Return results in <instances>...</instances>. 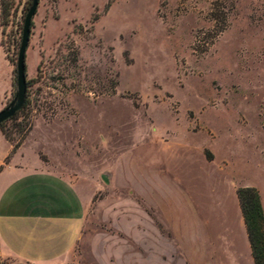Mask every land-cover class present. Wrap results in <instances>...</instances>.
<instances>
[{
  "label": "rangeland",
  "instance_id": "obj_1",
  "mask_svg": "<svg viewBox=\"0 0 264 264\" xmlns=\"http://www.w3.org/2000/svg\"><path fill=\"white\" fill-rule=\"evenodd\" d=\"M12 1L3 108L33 2ZM26 63L6 128L83 196L66 264H215L238 188L264 198V0H40Z\"/></svg>",
  "mask_w": 264,
  "mask_h": 264
},
{
  "label": "crops",
  "instance_id": "obj_2",
  "mask_svg": "<svg viewBox=\"0 0 264 264\" xmlns=\"http://www.w3.org/2000/svg\"><path fill=\"white\" fill-rule=\"evenodd\" d=\"M6 62L2 85L0 74V110L13 86L7 55ZM30 146L25 141L15 148L0 129L1 264H66L80 238L85 201L39 154L28 156ZM261 201L264 208L262 196ZM238 225L226 243L214 247L215 264H255L241 206Z\"/></svg>",
  "mask_w": 264,
  "mask_h": 264
},
{
  "label": "trees",
  "instance_id": "obj_3",
  "mask_svg": "<svg viewBox=\"0 0 264 264\" xmlns=\"http://www.w3.org/2000/svg\"><path fill=\"white\" fill-rule=\"evenodd\" d=\"M12 0H0V23L5 32L7 25L10 23L12 13ZM10 62L12 59L7 56ZM30 80L27 79V87L30 85ZM29 103V91L27 89V98L24 106L10 119L0 124V129L6 137L13 142L10 131L6 128V123L9 120H14L18 117L21 111ZM15 148L20 145L19 142L14 143ZM242 214L244 217L249 242L251 245L252 255L255 264H264V208L261 201V195L256 187L245 186L237 190ZM1 264V260H0Z\"/></svg>",
  "mask_w": 264,
  "mask_h": 264
},
{
  "label": "water",
  "instance_id": "obj_4",
  "mask_svg": "<svg viewBox=\"0 0 264 264\" xmlns=\"http://www.w3.org/2000/svg\"><path fill=\"white\" fill-rule=\"evenodd\" d=\"M40 0H33L32 5L27 12L22 42L19 50L16 70H17V83H16V93L12 101L6 105L2 110H0V124L4 121L10 119L13 115H15L25 104L27 98V63H26V55L27 49L30 42L31 37V27L34 16L37 12ZM105 181H108L106 177H104Z\"/></svg>",
  "mask_w": 264,
  "mask_h": 264
}]
</instances>
